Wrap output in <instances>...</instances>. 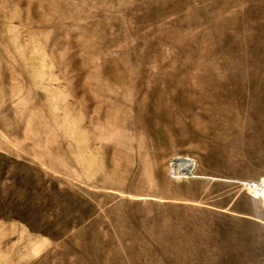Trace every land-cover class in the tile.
<instances>
[{
  "label": "rangeland",
  "instance_id": "1",
  "mask_svg": "<svg viewBox=\"0 0 264 264\" xmlns=\"http://www.w3.org/2000/svg\"><path fill=\"white\" fill-rule=\"evenodd\" d=\"M0 264H264V0H0Z\"/></svg>",
  "mask_w": 264,
  "mask_h": 264
}]
</instances>
